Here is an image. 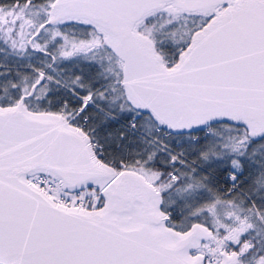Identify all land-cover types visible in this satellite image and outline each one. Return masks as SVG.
Wrapping results in <instances>:
<instances>
[{
  "label": "snow or ice",
  "instance_id": "1",
  "mask_svg": "<svg viewBox=\"0 0 264 264\" xmlns=\"http://www.w3.org/2000/svg\"><path fill=\"white\" fill-rule=\"evenodd\" d=\"M0 264H264V0H0Z\"/></svg>",
  "mask_w": 264,
  "mask_h": 264
}]
</instances>
